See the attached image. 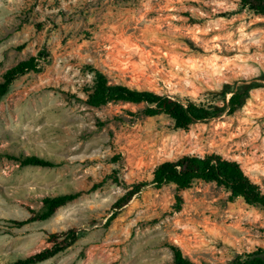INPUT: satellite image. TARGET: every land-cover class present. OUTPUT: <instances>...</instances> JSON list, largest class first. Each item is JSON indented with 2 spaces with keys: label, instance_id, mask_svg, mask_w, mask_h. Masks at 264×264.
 Wrapping results in <instances>:
<instances>
[{
  "label": "rangeland",
  "instance_id": "obj_1",
  "mask_svg": "<svg viewBox=\"0 0 264 264\" xmlns=\"http://www.w3.org/2000/svg\"><path fill=\"white\" fill-rule=\"evenodd\" d=\"M238 9L237 0H0V82L19 62L49 54L0 101V264L70 229L76 241L40 264H173L172 246L195 264H227L264 247V212L215 183L146 187L109 222L132 184L187 154L235 160L264 192V16ZM87 67L111 84L199 104L224 85L260 87L235 113L179 131L143 105L87 106ZM5 154L61 163L21 168ZM75 192L84 194L50 219L14 224L44 197Z\"/></svg>",
  "mask_w": 264,
  "mask_h": 264
},
{
  "label": "trees",
  "instance_id": "obj_2",
  "mask_svg": "<svg viewBox=\"0 0 264 264\" xmlns=\"http://www.w3.org/2000/svg\"><path fill=\"white\" fill-rule=\"evenodd\" d=\"M237 3L238 11H247L254 16H264V0H237ZM48 57V52L42 49L38 52L37 57L19 62L6 70L1 76L0 101L17 78L29 72H40V63H48ZM87 73L91 76V80L83 83L80 87V91L84 95L83 102L87 106L100 108L108 103L143 105L145 107L144 115L148 117L163 115L170 119L173 128L179 131H186L194 124L215 119L223 113H235L244 105L249 97V92L260 87L255 82L239 85L235 89H230L229 85H224L222 90L211 92L213 98L209 103L199 104L188 100L183 102L174 97L152 91L137 90L122 84H111L102 71L93 67H87ZM261 79L264 80V73H262ZM69 95L71 98L80 100L77 94ZM227 95L229 97L226 99ZM4 156L6 159L18 163L21 168H55L61 163H55L52 160L34 155L5 154ZM195 182L215 183L229 192L231 200L241 199L246 205L258 207L264 212V192L257 183L251 181L243 172L237 161L225 159L215 153L203 156L187 154L174 161H164L158 164L152 171L150 181L132 184L113 204L115 211L109 222L116 217L119 210L146 187L152 186L160 189L164 186L174 185L177 191H184ZM83 194L82 192H75L46 196L42 199V206L39 210H30L29 218L24 221H15L14 224L21 227L34 222H44L50 219L59 208L77 200ZM179 208L178 205L177 210ZM76 239L77 232L73 229L58 234H50L48 242L51 245L49 247L30 256L18 258L11 264H40L63 252ZM170 250L173 264H195L184 257L178 247L172 246ZM227 264H264V247H256L250 252L235 255Z\"/></svg>",
  "mask_w": 264,
  "mask_h": 264
}]
</instances>
